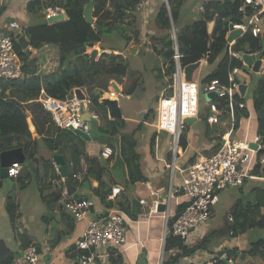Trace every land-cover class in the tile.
<instances>
[{"label": "crops", "instance_id": "1", "mask_svg": "<svg viewBox=\"0 0 264 264\" xmlns=\"http://www.w3.org/2000/svg\"><path fill=\"white\" fill-rule=\"evenodd\" d=\"M29 1L31 0H0V30L9 31L7 28L8 23L15 21L23 26L25 32H27V22L29 18L26 13V4ZM66 1L69 3L68 6L73 10L79 5H82L83 11L89 0ZM98 1L99 0H92L93 4ZM195 1L197 3L195 2L192 8H199L197 12L199 15L200 7L204 0ZM160 3L161 0H144L137 5L135 10H125L124 14H126L120 21L119 19L117 21L119 25H109L106 27L101 35L100 42L88 49L86 53L90 54L93 49H96L98 53L113 51L118 52L119 56L123 59L122 66L113 71L108 80L106 91H104L97 100V103L100 104V99L107 97L110 90H114L113 86L119 88L117 98L125 97L127 99L131 96L134 97L132 111L126 110V114L122 108H120L122 113V119L120 120H124L125 124L123 132L130 133L138 124H142L141 128L135 133L137 140L136 149L141 156L142 174L147 179L146 181L157 188L160 193L165 194L168 192L169 188L174 192L171 201V211H175V208L185 202L186 198L182 194L175 195V193L180 192L178 189L180 185V175L177 171L174 173L171 172L169 161L171 163L172 160H174L175 165L180 168L190 164L189 160L194 156H196L194 161L200 156H207L206 153L209 154L212 152V148L215 144L214 139L222 133L225 126L222 124L220 126L210 127L203 118L201 119L202 124L197 126L196 123L200 121V118L197 116L192 124H187L185 127L186 129L184 128L185 131H183L182 135L185 138V147L180 146L179 143L175 157H173V152L171 150L172 137L170 134L162 133L168 140V148L164 149L166 145L161 146V144H159V134L155 133L154 125L152 126L154 127L152 133L145 135L142 132L146 119L152 111L150 105L146 103V100L151 98L148 88L150 90L154 87H160L162 88L161 92L163 94L170 81V77L165 75L169 66L164 62L162 56L153 50L150 39V37L154 36L160 40L165 33L159 30L155 25V16ZM106 7L111 10L109 3L106 4ZM34 24L35 23L32 25L33 29ZM43 27L44 26H40L41 31L35 32L36 39L43 42L42 47L32 49L29 45L27 48H22L20 46L21 51L24 52H22V54H25L27 57V62H32L30 68L34 67V74L40 80L58 70L60 49L66 53L68 59L72 60L73 63L75 61L73 55L74 36L72 33L61 34L58 42L55 41V38L53 41L52 39H50V41H45L42 40L44 36ZM120 29H122V31H120ZM13 34H15V32H13ZM64 37H67L66 41H64ZM126 37L130 38L128 42L125 40ZM122 49L128 50L129 53L133 52V57L135 58L128 59V56L122 53ZM96 56L98 58V55ZM222 56L223 55H220L214 60H211V58L206 59L204 56L203 58L204 61L215 64L211 69L212 71L218 66ZM204 61L201 62V65ZM244 66L247 65L245 64ZM210 72H208V74ZM27 75L28 74L23 72L19 79H24ZM145 75L147 76L144 79ZM205 77H203L202 80ZM128 78L131 84L135 85L132 92L129 93L130 95L124 94L123 92L124 84ZM237 79H240V83L246 84L247 87L242 97L239 93V96L245 99V116H240V124L233 132V138L237 142L248 144V146L251 142L258 144V141H256V137H258L256 135L257 117L252 105L251 91L249 92L248 83L243 81L245 79L251 81L254 77H249V75H244L241 72ZM202 80L199 82L200 86H202ZM147 83L148 85H146ZM78 89L88 96L85 89ZM74 91L75 89L71 91L68 99L75 97ZM160 97L161 93L157 96V100H159ZM104 110L105 113L103 114L104 117L102 120L98 121L97 118L99 115L95 113L94 110L90 119L91 121L97 119L96 127L100 132L106 129L108 121H112L108 117L106 108ZM156 117L157 111L155 114V121ZM32 135L33 138H37L36 154L42 157V159L38 160V162L32 166L31 162L29 163L25 157V161L21 164V170L18 176H6L12 181L15 186L14 189H9L8 191L5 185L6 182H4V178L6 177H0V261L8 259L10 255L16 258L20 256L28 246H34L33 244L36 243L40 249L37 264H76L75 260L70 259L71 253H67V251L71 246H74L76 241L80 238L86 226V220L76 221L72 219L69 214L67 215L66 212L60 213L57 207L54 211H51V213L46 209L42 196L50 194L52 190L58 191L61 188V186L53 182V180L57 178L58 170H56L55 163L52 160L54 154L48 151L45 144L38 136L35 137L33 133ZM62 135L63 138L61 140H65L66 142L63 148L75 145L78 150L86 152L89 157L97 158L101 147L99 144L93 142L94 135L92 130L90 133V141H85L69 131H62ZM152 136H156L157 138L155 144L150 143V138ZM64 155L69 158V162L66 161V163L68 162V171H70L72 169L70 155L68 152L64 153ZM262 159L264 160V155L258 159L257 154H255L254 162L249 165L250 177L245 178L239 187H235L238 192L237 195H235L236 198L230 201L231 207L238 199L242 200V204H255L257 201H262V203H264V161H261ZM26 161L30 167H33L32 171L35 170L36 172H33L31 181H27L26 179L22 184L20 179L26 177L28 174V169L24 167ZM256 166L257 170L255 173L253 170ZM166 176L168 177L167 188L164 186ZM103 181L104 184L112 187L109 169L105 173ZM97 186L98 182L91 180V187L96 188ZM116 186L121 187L120 185ZM28 187L32 189L33 193L37 194L38 204L35 205V203H33L30 207H24V203L31 202V199L27 201L29 198H27L24 193ZM74 187L76 188V194L80 198H86L92 202L93 212H90V215L99 217L102 213L105 214L108 211L99 204L98 199L91 195L88 189L82 188L81 191H79L78 187ZM22 190L24 191L22 192ZM61 193L64 198L66 195L69 196L64 186L61 189ZM134 193L138 199L140 196H138L137 191ZM142 196H145L146 200L149 201L146 205H142L145 210L144 215L140 216L137 220H131L127 217L126 243L121 247L111 246L105 248L103 250L104 256L100 259V264H138L139 260L143 259V254H145L144 260L146 264H157L162 248L164 249L165 242L164 223L162 219L163 211H158V207L162 200L159 201L157 197V199L154 198V195L150 194L148 191H143ZM10 197L16 198L19 208V214L15 217H11L7 211V199ZM218 202L219 195H217L216 204ZM261 214L264 215V206L261 208ZM229 217H231L230 211L226 214V219H229ZM207 226L208 224L206 223L201 227L198 226L193 229L189 236L192 237V241L198 240L208 232ZM20 235L25 236L29 242V245L24 250L22 249ZM225 237H230V239ZM226 248H234L238 252H243L246 255L251 254L250 256H244V259H239L240 257H231L232 264H263L261 259L252 255V253L256 252L258 249H264V221H257L254 227L248 229L241 235L232 237L229 234H225L223 237L213 242L210 251H198L193 256H185L182 261L185 263L200 264L218 255H221L220 260H224V256L227 252L225 250ZM113 258L114 260L119 259L121 262H112Z\"/></svg>", "mask_w": 264, "mask_h": 264}, {"label": "trees", "instance_id": "2", "mask_svg": "<svg viewBox=\"0 0 264 264\" xmlns=\"http://www.w3.org/2000/svg\"><path fill=\"white\" fill-rule=\"evenodd\" d=\"M96 1V0H95ZM184 0H167V3L161 2L158 6L155 16L156 27L164 31L163 37L159 40L156 37H150L153 50L162 56L164 62L173 61V67L167 70L165 75L171 77L174 73V60L172 58L174 44L172 40V27L175 30L177 48L181 54L180 63L181 66H185L189 63L196 62L203 58L206 51L210 50L211 60L220 56L226 43L222 44V47H216L209 44L208 48L199 54L193 61L182 63V48L178 43V35L185 38L189 42L196 41V24L184 25L177 28V21L179 18L180 10ZM109 3L111 10L106 7ZM140 4V0H99L94 2V12L92 17L94 23L100 27L97 31L91 25H80L85 20L82 16V5H79L74 10L75 25L70 27V23L56 24L54 30L55 35L52 38H43L42 40L50 41L55 38L58 42L59 36L65 33L79 34V38L74 39L73 55L75 61L67 58L66 53L60 49L59 54V66L58 72H54L42 80L38 79L34 72V67L30 68L32 62H27L25 54H22V72L28 74L24 79L11 78L0 79V152L10 150L12 148L21 147L24 156L31 165H35L38 160L42 159L36 154L37 138H33L32 131L27 123V116H31V122L39 139L43 141L46 148L50 153L55 154L60 147V141L63 138L61 130L55 125L52 119V115L49 111L45 110L42 104L38 101L41 90L53 99L64 101L70 97V93L73 89L83 88L88 94L91 100V106L97 104V100L106 91L108 80L115 69H119L122 66L123 59L118 55L112 53L102 52L97 60L90 61L89 54L86 51L92 48L95 44L100 42L103 30L109 25L117 26V22L122 19L125 10H135L137 5ZM167 4V5H166ZM48 5H57L62 9H65L69 3H63L61 0H31L26 4L27 11L42 12ZM234 0H204L201 4V10L199 12V23L204 28L205 36L213 39L214 35H225L227 31V22L234 15ZM215 15L223 17V21H214ZM213 22V30L208 34L207 23ZM132 24V23H130ZM122 31V29H120ZM34 33H29L24 30V34L27 37V43L30 48L38 49L42 47V41L36 39ZM204 34V33H203ZM18 35L13 36L14 48L20 54V45L15 41ZM67 37H64L66 41ZM127 42L129 37L125 39ZM201 43L200 40L198 42ZM264 40L259 38H253L250 34L245 33L235 40L232 45V50L241 52H259L260 55L264 53ZM182 51V52H181ZM24 53V52H23ZM171 57V58H170ZM170 59V60H169ZM233 67H244L241 62L233 60L229 62L225 52L218 63V66L212 70L201 82L202 85L207 84L212 79H217L221 83L227 85L229 83L228 77ZM253 88L251 90V99L254 111L257 117L256 135L259 137V148L256 151L257 158H261L264 155V77H254ZM133 88L127 85V81L124 84V94L131 93ZM244 98L239 95L234 97V115L235 119H239L240 116H245L244 109L238 107V103H244ZM218 108L222 110L228 109V104L225 99L213 100ZM96 102L94 105L93 103ZM101 107L103 110L105 108ZM93 110V108H92ZM105 113V110H104ZM199 115V114H198ZM205 115V114H204ZM204 115L202 118L204 119ZM199 117V116H198ZM200 118V117H199ZM124 120H112L108 121L106 129L101 132L96 130L93 132L94 140L98 142L101 149L103 147H110L112 150L111 159L112 165H108L107 161H100L98 158L89 157L84 151L77 149L75 145L62 148V155L64 159L69 162V158L64 155L68 152L70 155V162L72 163V169L68 171V180L76 187L88 189L91 195L98 199L99 204L106 210L117 209L125 213V215L131 220H137L140 216H143L145 210L143 206L138 202L136 194L134 193L135 185L138 182H144L147 179L142 174L141 170V156L138 153L137 140L135 133L141 128L142 124H138L132 132H123ZM214 146L212 152L206 155L214 154L220 147L222 138L219 134L214 139ZM180 146L185 147V138L180 136ZM83 158L87 166L88 172L82 173L80 180L73 178L72 174L79 173L80 158ZM196 156L189 160L193 163ZM67 162V163H68ZM25 169H28L26 177L21 178L20 182L23 184L26 179L31 181L33 176V167L28 168V165H24ZM110 172V183L112 186L120 185V193L113 199H109L108 196L111 192V186L104 184L103 177L107 170ZM121 171V178H115L113 176L114 171ZM257 166L253 170L256 173ZM91 180L98 182L96 188L91 187ZM52 190L50 194L42 196V200L46 209L51 213L56 207L60 213L65 212L64 203L72 199V196L62 197L61 189ZM175 195H181V192L175 193ZM8 200L7 211L11 217H15L19 214V208L15 197H10ZM185 205L187 200L183 202ZM183 205V206H185ZM264 206L262 201H257L255 204H242V200L238 199L234 202L230 208L231 219H225L224 225L217 229L206 232L201 238L196 241H192V237L188 239H182L177 236L167 234L164 242V253H168L166 257H163L161 264H193L185 263L182 260L185 256H193L198 251H210L213 242L225 234L230 236H237L243 234L248 229L254 227L257 221H264V215L261 214V208ZM179 210V209H178ZM212 213V211H211ZM68 215V213H66ZM210 218V217H209ZM208 218V219H209ZM73 219V218H72ZM208 220L203 222L199 227L206 224ZM233 222V223H232ZM171 221L168 222L170 225ZM231 232V234H230ZM22 249L24 250L29 242L25 236H21ZM226 259L234 257L244 259V256H250L243 252H238L236 249H225ZM70 252V259L75 260L78 263L80 252L75 250V246H71L67 253ZM221 254V253H219ZM252 255L261 259L264 264V249H258ZM218 255L217 258L221 264H224ZM15 257H10L2 262H11ZM121 260H114L112 262Z\"/></svg>", "mask_w": 264, "mask_h": 264}, {"label": "built area", "instance_id": "3", "mask_svg": "<svg viewBox=\"0 0 264 264\" xmlns=\"http://www.w3.org/2000/svg\"><path fill=\"white\" fill-rule=\"evenodd\" d=\"M142 1L144 0H140V2ZM164 2L167 3V0H164ZM234 2V15L227 22V31L224 35L225 43L227 44L225 55L229 59V62L237 60L243 66L245 63L242 55L254 57V61H260V66L257 71L252 72L258 77H264V58H262L264 57V53L261 55L262 57H257L260 54L259 52L234 51L232 50V45L237 38L231 42L227 41L230 32L229 26L232 29L240 30L239 37L248 33L253 38L264 40V0H234ZM94 11V7H92L91 13ZM61 13L62 9L57 5H48L44 8V17L47 20ZM216 20L223 21V17L215 15L214 21ZM209 24L207 23V30ZM7 28L9 31L0 30V79L20 78L23 73L22 53L19 54L15 50L13 36H22L27 41V37L24 34L25 29L15 21L9 22ZM11 31L15 32V34ZM171 34L174 44L172 55L174 73L170 77L166 90L158 100L157 117L154 126L156 134L165 133L171 135L173 157H175L180 136H182L183 129L187 126L184 119L196 118L198 116L200 107L198 93L201 86L192 79L188 81L184 78L183 67L180 63L181 54L177 48L173 27ZM208 34L210 33L208 32ZM18 37L15 38V41ZM105 52L119 56L118 52ZM211 55V51L208 50L205 52L204 57L208 59ZM200 61H204V58H201ZM241 72V68L233 67L229 73V83L227 85L217 79H212L207 84L202 85L203 93H215L214 99H225L228 109L222 110L218 108L217 104L213 101L214 99L207 103L204 115L205 122L210 127L222 124L225 126V129L220 134L222 138L221 145L214 154L200 156L193 163L180 168L175 165L174 160L170 164L171 172L177 171L180 175L178 189L185 196L187 200L186 205L182 203L175 208V211H171V201L174 192L170 188L167 195H165L164 193H160L157 188L153 189L152 185L147 181L138 182L135 186V191L140 196L138 201L141 205L147 204L145 196H142L143 191H150L159 201L164 200L163 204L165 207L162 212L164 237L169 233L172 236L188 239L190 232L210 217L212 207L217 202L218 193L225 188L239 187L245 178L250 177L249 165L255 160L256 150L251 149L244 142H237L233 138V132L240 124V119L236 120L234 115V97L239 95L238 83L234 82V77L238 78ZM238 82L240 83L241 80L238 79ZM116 96L117 93L114 90L109 91V98L113 99ZM38 101L45 110L51 113L53 122L61 131L69 129V127L80 128L86 131V123L79 121L81 101L77 100L76 97L60 101L53 99L41 90ZM82 102L88 111L91 104L90 98L86 97ZM238 107L244 109V103H238ZM26 120L30 130H33L31 116L28 115ZM258 140L259 137H256V141ZM156 142V136H152L150 143L155 144ZM111 155V148L106 146L100 149L97 158L100 161H107L108 165H112L113 160L111 159ZM261 161L264 160L262 159ZM79 163L81 171L72 174L76 180H80L82 173L88 172L82 157ZM55 168L57 170L56 165ZM20 170L21 164L14 162L8 167L7 176L17 177ZM64 180V177L58 172L57 178L53 182L56 185L64 186ZM120 191L121 188L119 186H112L108 198H115ZM91 205V201L83 198H72L64 203V210L71 218L76 221L86 220V226L74 245L75 250L80 252L78 258L79 264H100V259L104 256L103 250L105 248L111 246L121 247L126 243L127 216L125 213L117 209H110L105 214L102 213L99 218L91 219L89 218ZM169 221H171L170 225H168ZM38 260L39 253L36 251V248L28 246L20 256L14 258L11 262L4 263L0 261V264H37ZM221 261L224 264H232V259H226V255L224 256V260ZM200 264L221 263L217 258H212Z\"/></svg>", "mask_w": 264, "mask_h": 264}, {"label": "rangeland", "instance_id": "4", "mask_svg": "<svg viewBox=\"0 0 264 264\" xmlns=\"http://www.w3.org/2000/svg\"><path fill=\"white\" fill-rule=\"evenodd\" d=\"M61 1L63 3H66V0H61ZM162 1L163 0H161V2ZM195 2H196L195 0H184L183 5H182L181 10H180L179 18H178V21H177V24H176L177 28L179 26L196 24V26H195L196 27V33L198 34L197 37L195 38L196 41H194V42L193 41L189 42L185 38H182L179 35L177 36L178 37V43L180 45V48H182V51H183V52L181 51L182 54H183L182 63L193 61L195 58H197L199 56V54L203 53V51H205V49L208 48L209 44H212V45H214L216 47H220L221 48L222 44L225 42V38L223 36V33L214 35L213 37H211L213 39H210V38L205 36L204 28H202L200 23H199L200 17H199V15L197 13L199 8L198 9L192 8ZM26 13H27L28 18H29V20L27 22V33H28V35H31L29 33H31V32L33 33L34 31H41L40 26H44L43 27L44 28V36H43V38H52L55 35L54 30H56V28H55L56 24H62V23L69 22L70 23V27H74V25H75V18H72V16L75 17L74 10L71 9L68 5L66 6L65 9H62V13L64 15V18L62 20H59L58 22L56 21V22H53V23H50L49 20L45 19L44 10H42V12H35V10L26 11ZM37 22H38V24H37ZM33 23H35L34 24V29H36V30L33 29V26H32ZM79 24L80 25H87V26L89 25L86 21H85V24L84 23H79ZM104 31H105V29L103 30V32ZM211 32H212V29H211V31L209 33H211ZM72 35L74 36V39L79 38V34L78 33L77 34L76 33L75 34L72 33ZM40 39H42V38H40ZM199 40L201 42L200 44L198 43ZM122 50H123L122 53L125 54V56H128V59L135 58V57H133L134 56L133 52L129 53L128 50H125V49H122ZM225 50H226V47L224 46V48H223V50H222L220 55H223ZM257 57H262V56L259 54V55H257ZM262 58H264V57H262ZM95 59H97V56L95 57ZM165 63L169 66L168 67L169 69L171 67H173V61L172 62L169 61V62H165ZM214 65L215 64H212L211 62L204 61L202 63V65L195 71L192 80L199 84V82L202 80V78L205 77L208 74V72L211 71V69L214 67ZM242 73L244 75H246V74L249 75V77H255L256 78L255 75L253 76L251 68L248 67V66L242 67ZM146 76L147 75H145L144 79L146 78ZM243 81L248 83L249 92H250L252 90V88H253V83H252L253 79L251 81H248L246 79L243 80ZM127 85L130 88H133V89L135 87V85L131 84L129 78L127 79ZM146 85H148V83ZM161 89L162 88H160V87H157V88L154 87L153 89H150V90L148 88L149 95H150L151 98L146 100V103L148 105H150V107L152 108V111H151L150 115L148 116V118L146 119L145 125L143 127V131L142 132L145 135H148L149 133H152L154 131V127H152V126L154 125L155 114H156V111L158 110V108H157V105H158L157 96H159L160 93L162 95ZM133 98H134L133 96H131L130 98H127V99L125 97H119L118 98L119 107L122 108L124 113H126L125 112L126 110L132 111V108L134 106ZM198 101H199V105H200V111L198 113L199 114L198 116L200 117V121L196 123L197 126L202 124L201 123L202 115H204L206 113L207 103L210 100H209L207 94L203 93L200 90L199 93H198ZM93 104L95 105L96 102H94ZM100 105L101 104L97 103L95 106H92V108L95 111V113H97L99 115L98 118H97L98 121L102 120V118L104 117L103 116L104 110L101 107H99ZM124 116H125V114H124ZM96 120L93 119V121H92V132L97 130ZM185 129H183V131H185ZM64 131L71 132L69 129H65ZM147 139H148V137H147ZM159 141H160L159 144H161V146L162 145H164V146L166 145L164 149L168 148L167 147L168 140H167V137L164 136V134H159ZM93 142L95 144L96 143L98 144V142L95 141V140H93ZM172 147H173V143H172ZM172 147H171V150H172ZM63 158H64V156H63ZM25 164L28 165V162L26 161ZM169 167H170V161H169ZM28 168H29V165H28ZM121 175H122V173L119 170H116L113 173V176L115 178H121ZM4 182H6L5 185H6L7 189H8V191H9V189L10 190L14 189L15 186L13 185L12 181L9 180V178H7V177L4 178ZM167 182H168V177L166 176L165 177V184L166 185L164 184V186H166V188H167ZM152 187H153V189H155V187L153 185H152ZM81 189L82 188H80V187L78 188L79 191H81ZM23 191L24 190H22V192ZM134 191H135V189H134ZM148 192L151 194L150 191H148ZM237 192L238 191H237L236 188L235 189L234 188H225V189H223L222 191L219 192V194H218L219 195V202L212 207V215L208 219V221L206 222L208 224L207 230H209V231L217 230V229L221 228L224 225L225 219H226V214L230 211V209H229L231 207L230 201L232 199L236 198L235 195H237ZM24 193H25V196L27 198H29L27 201H30V199H31V202L24 203V207H30L31 205H33V203H35V205L38 204L37 203L38 196H37V194L33 193L32 189L30 187H28L24 191ZM165 195H167V192L165 193ZM153 197L155 198V196H153ZM146 201H147V203H149L148 200H146ZM163 203H164V200L161 201V204H163ZM89 217L91 219L99 218L96 215H90ZM20 236H22V235H20ZM225 238L230 239V237H225ZM163 252L164 251H161V254L159 255L160 258H159L157 264H161L162 260H163V257H166L168 255V253H166V254L164 253V255H163ZM144 256H145V254H143V259H140L138 264H146L145 260H144Z\"/></svg>", "mask_w": 264, "mask_h": 264}, {"label": "water", "instance_id": "5", "mask_svg": "<svg viewBox=\"0 0 264 264\" xmlns=\"http://www.w3.org/2000/svg\"><path fill=\"white\" fill-rule=\"evenodd\" d=\"M92 7H93V2H92V0H89L88 3L85 5V7L83 9V12H82L83 18L85 19V21L89 25L93 26L94 28H96L97 31H99L100 27L97 26L94 23V19L92 18V13H91ZM63 18H64V15L60 14L58 16H55V17L51 18L49 20V22L50 23H53V22H56V21L58 22L59 20H62ZM212 27H213V23H210L209 26H208V32L211 31ZM229 28H230V32L228 34L227 41L231 42V41H233V40H235L236 38L239 37L240 30L232 29L231 26H229ZM17 42L19 43V45L22 48H26L28 46L27 41L22 36H19L17 38ZM97 54H98L97 50L93 49L90 52V54H89L90 61H93ZM242 58L244 60V63L247 66L251 67L252 71H257L258 70V68L260 66V61L259 60L254 61V57L248 56V55H242ZM200 65H201V61L198 60L196 62H192V63H189V64L183 66L182 70H183L184 78L186 80H188V81L191 80L194 71ZM234 82L238 83V91H239V93H240V95L242 97L244 95V91H245L247 85L239 83L238 79L235 78V77H234ZM113 89H114L115 92H119V88L118 87L113 86ZM200 90L203 92V87L202 86L200 87ZM74 93H75L76 99L81 101L80 109H79V112H80L79 121L86 123V131H83L80 128L75 129V128H72V127H69V130L72 133H74L75 135L79 136L81 139H83L85 141H90V139H91L90 133H91V130H92V121L90 120L91 119V114H90V112L86 111V108L84 107V104L82 102L85 99V96L82 93V91H80V89H75ZM206 94H207L209 100H213L215 98V95H216L215 93H206ZM100 104L104 108H106L108 117L111 120H120V119H122V113H121V109L119 107L117 99H109V98L105 97V98L100 99ZM195 119H196L195 117L185 118L184 122L186 124L190 125V124H192V122L195 121ZM32 133L34 134L35 137L38 136L36 134L35 130H32ZM65 144H66L65 140H61L60 141V147L58 148L56 154H54L52 156V160L55 163L59 174L62 175L64 177V179H65L64 180V187H65V190H66L67 194L69 196H72L75 199H80V197L75 192L76 188L68 180V165H67L66 161L64 160V158L62 156V148H63V146H65ZM249 147L251 149L257 151L258 148H259V145L257 143H255V142H251V143H249ZM24 161H25V156L23 154V151H22L21 147H16V148H12L10 150H6V151L0 152V177H6L7 176L8 167L12 163L18 162V163L22 164ZM84 199H86V198H84ZM164 207H165L164 204H160L159 207H158V211H163ZM90 212H93V206L92 205L90 206ZM33 245L35 246L36 251L40 254V249H39L38 245L36 243H34ZM162 251H163V248H162Z\"/></svg>", "mask_w": 264, "mask_h": 264}, {"label": "clouds", "instance_id": "6", "mask_svg": "<svg viewBox=\"0 0 264 264\" xmlns=\"http://www.w3.org/2000/svg\"><path fill=\"white\" fill-rule=\"evenodd\" d=\"M61 9H62V8H61ZM61 14H62V13H61ZM92 18H93V17H92ZM93 19H94V18H93ZM105 53H107V52H105ZM98 54L100 55L101 53H98ZM98 54H97V55H98ZM99 55H98V56H99ZM77 89H78V88H77ZM116 93H117V92H116ZM87 95H88V94H87ZM84 96H85V98H86V97H89V96H86L85 94H84ZM103 98H104V97H103ZM106 98H109L108 95H107ZM67 99H68V98H67ZM101 99H102V98H101ZM109 99H112V98H109ZM113 99H118V98H117V96H116V98H113ZM90 101H91V100H90ZM86 111H87V110H86ZM88 112H90V114L93 113V110H92V106H91V104H90V106H89V110H88ZM33 130H34V128H33ZM31 131H32V130H31ZM61 132H62V131H61ZM170 164H171V163H170ZM135 186H136V185H135Z\"/></svg>", "mask_w": 264, "mask_h": 264}]
</instances>
